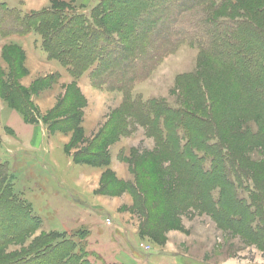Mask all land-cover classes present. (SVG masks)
I'll use <instances>...</instances> for the list:
<instances>
[{"label": "trees", "instance_id": "obj_1", "mask_svg": "<svg viewBox=\"0 0 264 264\" xmlns=\"http://www.w3.org/2000/svg\"><path fill=\"white\" fill-rule=\"evenodd\" d=\"M68 9L53 4L52 9L23 14L0 2V38L36 33L48 57L59 61L74 80L88 73L94 87L126 96L128 117L152 127L163 153L188 176L194 195L221 224L264 247V164L252 172L241 156L253 148L264 149V0H102L89 16L69 14ZM186 43L198 50L199 65L196 72L177 79L182 94L177 102H142L141 97L131 101L135 87ZM3 56L11 68L8 76L0 68V98L35 124L40 115L31 100L34 91L20 83L28 74L24 52L10 47ZM215 83L218 92L211 102L218 110L201 118L198 113L206 112L205 98ZM38 88H43L42 82ZM74 88L79 90L76 84ZM83 108L80 92L68 93L45 121L52 132H74L73 144L78 143ZM66 114L70 119L56 121ZM106 131L101 130L78 163L110 164L108 147L115 139L104 141ZM10 179L4 163L0 251L36 232L42 223L16 196ZM104 181L102 189L114 190V195L126 190L114 175ZM213 187L218 188L216 195ZM52 234L42 236L44 243L24 256L2 264H92L85 249L79 251L83 245Z\"/></svg>", "mask_w": 264, "mask_h": 264}, {"label": "rangeland", "instance_id": "obj_2", "mask_svg": "<svg viewBox=\"0 0 264 264\" xmlns=\"http://www.w3.org/2000/svg\"><path fill=\"white\" fill-rule=\"evenodd\" d=\"M101 1L0 0L23 14L52 9L55 4L68 6L69 14L86 16ZM42 43L36 33L0 38V68L6 76L11 66L4 52L10 47L24 52L28 74L20 83L34 91L31 100L40 115L37 123H28L0 98V166L7 164L14 193L42 221L36 232L0 251V264L24 256L37 243H44L42 236L52 233L83 245L79 251L85 249L92 264H119L116 260L123 264H264V247L234 227L221 224L209 206L194 195L188 176L163 153L152 127L128 117L131 111L126 96L94 87L88 73L74 80L59 61L48 57ZM198 61L196 48L181 45L135 87L130 100L157 98L175 104L182 95L176 89L177 79L196 72ZM77 91L84 99L83 135L73 144L74 132H52L45 118L68 93ZM217 92L215 83L205 98L206 112L198 113L201 118L218 110L211 102ZM251 127L256 129L254 123ZM104 128L109 135L104 141L115 139L108 147L110 164L78 163ZM34 137L41 141L35 144ZM101 148L100 144L97 150ZM241 156L252 172L260 171L264 164L262 148L244 151ZM111 175L126 184L125 191L114 195V190L102 189ZM217 193L218 188L213 187L212 194ZM162 250L172 253L168 260L157 255Z\"/></svg>", "mask_w": 264, "mask_h": 264}, {"label": "crops", "instance_id": "obj_3", "mask_svg": "<svg viewBox=\"0 0 264 264\" xmlns=\"http://www.w3.org/2000/svg\"><path fill=\"white\" fill-rule=\"evenodd\" d=\"M36 140H38L39 142L41 141L40 139H38V138H36V137H34L33 138V142L36 144L37 143V141ZM121 225V227L124 229V225L123 224H120ZM162 253L161 254H157V255H162V259H163V261L165 260V259H167L168 260V258L169 257H171V255H169V254H172V253H169L168 251H161ZM164 253V254H163ZM116 262L117 263H119V264H123V263H121V262H119V261H117L116 260Z\"/></svg>", "mask_w": 264, "mask_h": 264}, {"label": "built area", "instance_id": "obj_4", "mask_svg": "<svg viewBox=\"0 0 264 264\" xmlns=\"http://www.w3.org/2000/svg\"><path fill=\"white\" fill-rule=\"evenodd\" d=\"M107 222H108V223H111V221H110V220H108Z\"/></svg>", "mask_w": 264, "mask_h": 264}]
</instances>
